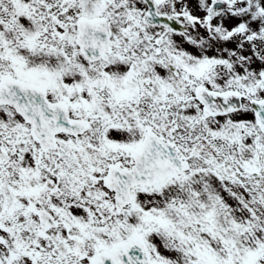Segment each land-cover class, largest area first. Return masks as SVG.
Returning a JSON list of instances; mask_svg holds the SVG:
<instances>
[{
	"label": "snow or ice",
	"instance_id": "6c2138e0",
	"mask_svg": "<svg viewBox=\"0 0 264 264\" xmlns=\"http://www.w3.org/2000/svg\"><path fill=\"white\" fill-rule=\"evenodd\" d=\"M0 264H264V0H0Z\"/></svg>",
	"mask_w": 264,
	"mask_h": 264
}]
</instances>
